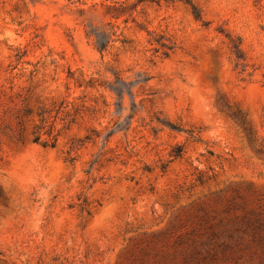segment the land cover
<instances>
[{
  "label": "rangeland",
  "instance_id": "1",
  "mask_svg": "<svg viewBox=\"0 0 264 264\" xmlns=\"http://www.w3.org/2000/svg\"><path fill=\"white\" fill-rule=\"evenodd\" d=\"M102 1L0 0V264H264V0H194L201 18L143 1L119 19ZM83 17L129 42L100 52ZM111 69L119 113L69 76ZM58 103L90 108L44 147L37 110ZM16 115L21 138L4 127Z\"/></svg>",
  "mask_w": 264,
  "mask_h": 264
},
{
  "label": "trees",
  "instance_id": "2",
  "mask_svg": "<svg viewBox=\"0 0 264 264\" xmlns=\"http://www.w3.org/2000/svg\"><path fill=\"white\" fill-rule=\"evenodd\" d=\"M150 1V2H157L161 3V0H136L132 2H128L127 0H113L112 3H105L104 1L101 4L107 7L106 14L110 15L115 19H119L129 10L135 9L140 2ZM167 2L176 1V0H166ZM186 3L194 16L196 18L202 17V12L199 6L194 2V0H180ZM97 4V3H95ZM81 15L86 14V9H81ZM83 23L85 28L86 35L92 39L93 44L95 47L100 51H108L113 44L120 40V42L125 45L129 42L127 38L124 36L119 37L117 35V31L114 28V25L111 21H107L102 24L95 23L88 17H83ZM125 22H128V19H124ZM240 43H234V51L236 52L237 56H241L240 50ZM115 77L114 82H109L105 80H100L94 77H87L84 73H81L79 76H75L74 72L69 70V76L73 78L74 83L77 87H84V86H91V87H103L109 89L112 93L115 94L117 98V102L114 103L115 105V113H119L122 109V98H123V89L121 87V83H124L123 78L120 76L119 72L111 69ZM146 78L144 79H137L133 81L131 84L136 85L142 82H145ZM131 94L132 90H131ZM105 105H110V103H104ZM136 103H132V107L134 108ZM90 106L88 103H58L53 107L49 108L48 106L42 105L38 107L37 115H38V122H35L31 131L32 140L34 142L40 143L42 146H51L55 147L58 144V134L55 133L56 130V121L60 118L65 120L68 118L69 122L67 121L68 127H71L72 124L77 123L79 118H83L84 113L89 110ZM33 110L31 107H25V115H31ZM133 115L129 114L127 116V121L125 119L124 122L115 121L114 127L109 128L105 135L104 139L109 138L115 131L120 129H128L131 119ZM24 119L18 115H16V125L11 123H5L4 127L8 128L12 135H18L20 138L23 135V132L26 131V126L24 123ZM66 122V121H65ZM172 129H178L176 125L172 123H167ZM66 126V125H65ZM92 134H87L83 139L80 141L84 144L85 142L92 140L94 137L93 134L100 136L101 133H98L94 129ZM180 130V129H178ZM77 145L71 144L69 149L67 150L66 161L73 163L76 159V156L73 155V152L76 151ZM179 148V147H178ZM182 154V150L177 149L174 151V156H180ZM0 203L6 204V198L0 189Z\"/></svg>",
  "mask_w": 264,
  "mask_h": 264
}]
</instances>
